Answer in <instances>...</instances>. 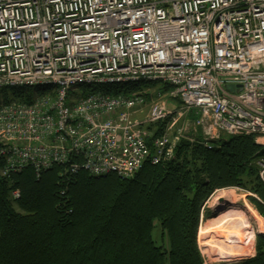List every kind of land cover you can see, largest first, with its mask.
I'll use <instances>...</instances> for the list:
<instances>
[{"label": "built area", "instance_id": "2783aa9c", "mask_svg": "<svg viewBox=\"0 0 264 264\" xmlns=\"http://www.w3.org/2000/svg\"><path fill=\"white\" fill-rule=\"evenodd\" d=\"M157 81L178 107L158 98L141 123L130 116L141 94L100 89ZM10 88L31 99L4 96ZM185 110L200 113L208 142L247 134L264 148V0H0L3 173L131 177L184 137L165 131L150 147L142 123L173 125Z\"/></svg>", "mask_w": 264, "mask_h": 264}, {"label": "trees", "instance_id": "16d2710c", "mask_svg": "<svg viewBox=\"0 0 264 264\" xmlns=\"http://www.w3.org/2000/svg\"><path fill=\"white\" fill-rule=\"evenodd\" d=\"M154 83L100 89L139 93L149 101L147 86ZM164 90L156 93H170L171 87L164 84ZM27 92L10 88L2 94L28 101ZM165 127V121L146 126L150 147ZM193 135L194 141L184 136L176 142L170 159L156 164L147 159L126 178L72 175L60 165L40 177L30 166L3 174L0 161V264H203L197 227L202 206L216 189L238 187L252 194L250 203L264 216L259 163L264 148L253 135L210 142L201 128ZM255 249L252 257L231 264H264V234L256 236Z\"/></svg>", "mask_w": 264, "mask_h": 264}, {"label": "rangeland", "instance_id": "374dc122", "mask_svg": "<svg viewBox=\"0 0 264 264\" xmlns=\"http://www.w3.org/2000/svg\"><path fill=\"white\" fill-rule=\"evenodd\" d=\"M151 83V82H149ZM153 83V82H152ZM137 84V83H136ZM146 88V87H144ZM147 88L150 90L151 97L149 101H146V103L137 108L136 110H133L130 112V116H132L133 119L138 120L140 122L141 120H146L147 119V114L150 111L151 105L153 104L154 100L161 98L163 101L166 102V105L168 109H172L173 107L176 108L178 107L177 100L174 99L171 94L168 92H164V94L159 95L156 93L158 90L166 91L164 90V83L161 81L155 82L153 85L147 86ZM85 88L84 87H77V91L81 92ZM32 94L40 95L43 92L41 90H30ZM13 96V95H12ZM168 96V98H167ZM15 97V96H13ZM195 111V110H194ZM195 113V114H194ZM193 113V110H185L184 111V116L182 119L176 120L177 122L175 124H171L172 120L167 117L163 119L162 121L166 122V127L165 131L169 133L170 135H175L178 131V129L183 128L184 129V136H187L191 141L195 140V137L193 135V132H196L197 129L194 131L193 128L196 126L195 122H191L190 120H193V117L191 114L196 115V118L200 116V113L195 111ZM195 118V119H196ZM194 119V120H195ZM141 121V122H143ZM159 121V122H162ZM140 122V123H141ZM148 123L144 122L142 123V127L146 128ZM157 125H154L155 127ZM147 129V128H146ZM186 133L188 135H186ZM226 137V136H225ZM3 173V171H2ZM5 174V173H3ZM18 190H15L16 192ZM19 192V191H18ZM252 194L246 193L243 189H240L238 187H228V188H220L216 189L209 197L208 199L204 202L201 210V215L199 218V223L197 227V233H196V244L197 248L199 250V253L202 257L203 264H231L235 261L243 260L246 258H250L255 254V248H256V236L259 233L264 234V216L260 214L261 212L254 206L253 204L250 203L248 196ZM234 196V197H233ZM234 198L236 201V204H230V199ZM230 205L235 206L236 208H239L242 212H244L245 219L243 224L248 227L249 230V242H248V247H247V252L243 253L241 256L237 257H222L221 255L218 254V251L215 252L216 248L213 249V252H208V247L210 246H203L202 242L204 240L205 236H202V238L199 236V230L201 227H205L206 223L210 220L216 217L218 212L220 210L227 209ZM263 222V223H262ZM212 223V222H210ZM153 238L154 240H157L158 235L160 234L159 228H154L153 232ZM253 243V245H252ZM207 249V250H206ZM227 258V259H226Z\"/></svg>", "mask_w": 264, "mask_h": 264}, {"label": "bare ground", "instance_id": "6f19581e", "mask_svg": "<svg viewBox=\"0 0 264 264\" xmlns=\"http://www.w3.org/2000/svg\"><path fill=\"white\" fill-rule=\"evenodd\" d=\"M190 121L195 122L194 119ZM198 128L199 126L196 125L193 130L195 131ZM54 166L52 165L42 172L50 170ZM230 204H236L234 198L230 199ZM245 216L244 212L232 205L227 209L220 210L216 217L210 219L206 226L201 227L199 230V236L201 238L205 236L202 245L210 246L208 252H211V254L213 249L216 248L215 252L218 251V254L224 256V258L226 256L230 258L237 257L246 253L250 233L248 227L243 224L246 221Z\"/></svg>", "mask_w": 264, "mask_h": 264}, {"label": "water", "instance_id": "95a60500", "mask_svg": "<svg viewBox=\"0 0 264 264\" xmlns=\"http://www.w3.org/2000/svg\"><path fill=\"white\" fill-rule=\"evenodd\" d=\"M227 89H229V90H233V86H232V85H228V86H227Z\"/></svg>", "mask_w": 264, "mask_h": 264}]
</instances>
